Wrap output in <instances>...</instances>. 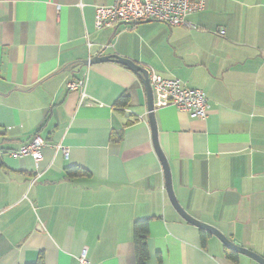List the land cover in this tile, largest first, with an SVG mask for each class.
<instances>
[{
	"label": "crops",
	"instance_id": "crops-1",
	"mask_svg": "<svg viewBox=\"0 0 264 264\" xmlns=\"http://www.w3.org/2000/svg\"><path fill=\"white\" fill-rule=\"evenodd\" d=\"M114 3L0 0V264H77L84 249L91 264H136L140 220L150 221L149 264H259L228 259L176 212L139 76L83 61L118 55L206 94L208 116L195 120L154 91L175 195L194 219L264 258V0H206L188 18L197 29L96 30L97 9ZM37 136L41 161L7 154ZM71 167L83 172L69 176Z\"/></svg>",
	"mask_w": 264,
	"mask_h": 264
},
{
	"label": "built area",
	"instance_id": "built-area-1",
	"mask_svg": "<svg viewBox=\"0 0 264 264\" xmlns=\"http://www.w3.org/2000/svg\"><path fill=\"white\" fill-rule=\"evenodd\" d=\"M206 0H115L112 6L97 9L95 20L96 30L110 28L115 24H137L145 21H155L167 24L170 27H185L197 29L188 21V18L205 10ZM220 35H225L224 30H219ZM92 45L89 43V47ZM148 71L150 85L153 91L165 94L170 104L185 112L191 119H206L210 110V103L206 94L195 88L188 87L178 78H165L151 67ZM70 90H79L84 87V81L70 83ZM45 141L35 137L31 142L17 150L9 151L10 156L22 159L32 157L37 163L42 160V149ZM65 154L68 150L59 148ZM3 153L0 151V154ZM77 264H91L86 249L82 250L77 258Z\"/></svg>",
	"mask_w": 264,
	"mask_h": 264
},
{
	"label": "water",
	"instance_id": "water-1",
	"mask_svg": "<svg viewBox=\"0 0 264 264\" xmlns=\"http://www.w3.org/2000/svg\"><path fill=\"white\" fill-rule=\"evenodd\" d=\"M104 62H114L117 64H120L122 66L127 67L131 71L135 72L139 78L142 80L145 92L147 95V106H148V117H149V122L150 126L152 129V136H153V144L154 148L156 150V153L161 161L163 170H164V176H165V184H166V190L167 194L169 197V200L173 207L175 208L176 212L181 216L182 219H184L186 222L189 224L197 227L198 229L205 231L214 237H216L222 244L223 246L228 249L229 251H232L234 253L244 255L254 261H256L259 264H264V258L259 256L256 253H253L237 244L229 240L226 236H224L219 230H217L214 227H211L205 223H202L196 219H194L192 216H190L181 206L179 203L174 189H173V182H172V174H171V169L168 163V160L166 156L164 155L160 144L158 140V132H157V124L155 120V114H154V91L150 85V80L148 77V71L139 63L134 62L132 60H129L127 58H122L118 55L115 56H97L92 59H88L83 61V64L85 66L93 65V64H98V63H104ZM74 67V65L72 66Z\"/></svg>",
	"mask_w": 264,
	"mask_h": 264
},
{
	"label": "trees",
	"instance_id": "trees-1",
	"mask_svg": "<svg viewBox=\"0 0 264 264\" xmlns=\"http://www.w3.org/2000/svg\"><path fill=\"white\" fill-rule=\"evenodd\" d=\"M129 103V96H122L117 101V106L125 107ZM83 172L81 168L71 167L68 169L67 174L69 176H76ZM149 230H150V221L149 220H140L137 221L134 225V245H135V260L136 264H149L151 260V251L149 246ZM206 233L201 231V240L204 243ZM225 255L228 259L233 261L238 260L237 254L229 251L225 248ZM158 262L162 261V257L159 253L155 254Z\"/></svg>",
	"mask_w": 264,
	"mask_h": 264
}]
</instances>
